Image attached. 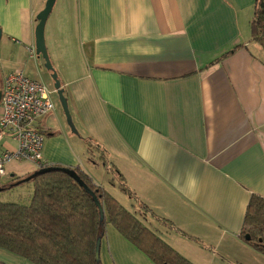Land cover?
<instances>
[{"label":"crops","instance_id":"crops-1","mask_svg":"<svg viewBox=\"0 0 264 264\" xmlns=\"http://www.w3.org/2000/svg\"><path fill=\"white\" fill-rule=\"evenodd\" d=\"M256 1L57 0L46 24L76 133L62 108L44 117V165L80 168L138 218V207L147 206L142 222L192 264H264L242 236L252 198H264ZM46 2L0 0V91L17 71L55 90L36 59L37 16ZM87 140L100 149L94 162ZM16 147L7 137L0 152ZM6 170L10 182L40 169L14 161ZM0 261L34 264L3 248ZM100 262L156 264L111 223Z\"/></svg>","mask_w":264,"mask_h":264},{"label":"trees","instance_id":"trees-1","mask_svg":"<svg viewBox=\"0 0 264 264\" xmlns=\"http://www.w3.org/2000/svg\"><path fill=\"white\" fill-rule=\"evenodd\" d=\"M251 31L253 40L264 49V0L256 1ZM86 143L88 160L94 162V153L100 149L91 140ZM104 165L108 172L117 175L120 191L135 200L123 176L106 163ZM48 167L56 169L18 185L16 183L25 178H14L7 184L0 181V193L16 192L20 199L0 200V248L34 264H101L96 255L97 243L111 223L156 264H192L142 222L146 221L145 213H149L147 206L141 204L142 219H139L96 186L80 168H72L96 196L103 211L101 218V210L93 197L61 170L65 167L44 165L42 168ZM28 186L30 194L23 196ZM156 221L163 227L175 229L168 220L157 218ZM242 233L244 239L247 235L251 237L250 241L246 240L250 246L264 254V198H252Z\"/></svg>","mask_w":264,"mask_h":264},{"label":"built area","instance_id":"built-area-1","mask_svg":"<svg viewBox=\"0 0 264 264\" xmlns=\"http://www.w3.org/2000/svg\"><path fill=\"white\" fill-rule=\"evenodd\" d=\"M1 93L0 143L8 137L17 147L0 152V179L7 175L6 168L14 161H27L39 169L44 166L45 135L39 122L55 111L52 98L57 92L17 71L5 78Z\"/></svg>","mask_w":264,"mask_h":264},{"label":"water","instance_id":"water-1","mask_svg":"<svg viewBox=\"0 0 264 264\" xmlns=\"http://www.w3.org/2000/svg\"><path fill=\"white\" fill-rule=\"evenodd\" d=\"M57 0H47L45 8L39 13V15L37 16V21H38V25L36 27V32H35V38H36V54L39 57H42L45 61V65L46 68L49 72L52 73L51 77L52 80L54 82V88L58 94L59 97V101L60 104L62 106V109L64 111V114L68 120V123L72 129V131L74 133H76V129L74 127V125L72 124V117L69 111V107H68V101L67 98L64 95V90L61 86V82L58 78V74L55 72V69L52 65L49 53H48V49L46 46V39H45V29H46V24L47 21L53 11V8L56 4ZM1 98H2V93L0 91V102H1ZM56 168L54 167H48V168H42L36 172H34L32 175L28 176L27 178L19 181L18 183H16V185L24 182V181H30L31 179H33L34 177L44 174V173H48L51 171H54ZM62 171L66 172L69 176H71L80 186H82L85 191L90 194L96 205L100 208L101 210V218H103V211L101 209V206L96 198V196L92 193V191H90V189L87 187V185L80 179V177L78 176V174L72 169V168H62ZM2 191V188H0V192ZM251 237L249 235L246 236V240L250 241ZM100 246H101V240H98L97 243V251H96V255L97 258L100 259Z\"/></svg>","mask_w":264,"mask_h":264},{"label":"rangeland","instance_id":"rangeland-1","mask_svg":"<svg viewBox=\"0 0 264 264\" xmlns=\"http://www.w3.org/2000/svg\"><path fill=\"white\" fill-rule=\"evenodd\" d=\"M45 31H46V29H45ZM36 59L39 60V62L41 64V69H42L43 73L48 74V70L46 68L44 59L42 57H40L39 59L38 58H36ZM48 86L49 87H52L53 86V80L49 82ZM55 96H56V106H57V108H59V110H61L62 106L60 107L61 104H60V101L58 99V95H55ZM0 181H1L2 184H7L8 183V177L1 178ZM30 189H31L30 186L25 187V189L23 190V193H24L23 196L24 195H27L28 192H29L28 194H30V191H29ZM116 192H118V191H116ZM0 200L1 201H19L20 199L17 196V193L16 192H14V193L10 192V193H0ZM25 201H26V198L24 199V202ZM138 209L139 210H138L137 215L139 216L140 219H142L140 217V214H139V211L141 209V206H139ZM245 240H246V237H245ZM0 262H2V261H0Z\"/></svg>","mask_w":264,"mask_h":264}]
</instances>
